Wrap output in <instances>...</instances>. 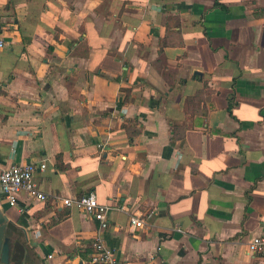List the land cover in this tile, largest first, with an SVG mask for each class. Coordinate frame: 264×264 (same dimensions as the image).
<instances>
[{
  "label": "crops",
  "instance_id": "crops-1",
  "mask_svg": "<svg viewBox=\"0 0 264 264\" xmlns=\"http://www.w3.org/2000/svg\"><path fill=\"white\" fill-rule=\"evenodd\" d=\"M0 39V171L46 165L0 264H90L88 193L120 264H264V0H0Z\"/></svg>",
  "mask_w": 264,
  "mask_h": 264
},
{
  "label": "built area",
  "instance_id": "built-area-1",
  "mask_svg": "<svg viewBox=\"0 0 264 264\" xmlns=\"http://www.w3.org/2000/svg\"><path fill=\"white\" fill-rule=\"evenodd\" d=\"M0 39V49L3 47ZM0 81V94L2 91ZM45 163L15 161L7 168L0 171V202L6 201L9 206H15L21 193L39 201H45L46 195L38 190L34 183V174L44 171ZM62 204L67 207H76L79 211L97 222L96 234L92 242L90 264H120L114 257V253L106 247L103 233L109 226L108 214L113 206L100 204L93 193H88L75 198H66ZM124 210V208H121ZM130 227L142 228L143 221L136 215L129 216ZM178 231H180L178 229ZM248 253L253 257H264V236H255L247 244Z\"/></svg>",
  "mask_w": 264,
  "mask_h": 264
},
{
  "label": "water",
  "instance_id": "water-1",
  "mask_svg": "<svg viewBox=\"0 0 264 264\" xmlns=\"http://www.w3.org/2000/svg\"><path fill=\"white\" fill-rule=\"evenodd\" d=\"M6 220L4 217L0 216V253L4 258H7L9 254L12 252V244L9 240V238L5 237V225Z\"/></svg>",
  "mask_w": 264,
  "mask_h": 264
}]
</instances>
